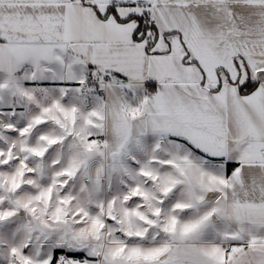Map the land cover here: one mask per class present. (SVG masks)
<instances>
[{"label":"snow or ice","instance_id":"1","mask_svg":"<svg viewBox=\"0 0 264 264\" xmlns=\"http://www.w3.org/2000/svg\"><path fill=\"white\" fill-rule=\"evenodd\" d=\"M0 264H264V0H0Z\"/></svg>","mask_w":264,"mask_h":264}]
</instances>
